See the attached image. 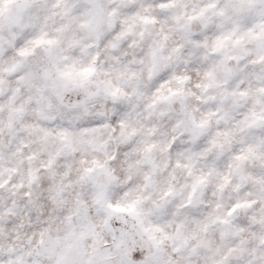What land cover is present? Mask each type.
Here are the masks:
<instances>
[{"label": "clouds", "instance_id": "1", "mask_svg": "<svg viewBox=\"0 0 264 264\" xmlns=\"http://www.w3.org/2000/svg\"><path fill=\"white\" fill-rule=\"evenodd\" d=\"M0 264H264V0H0Z\"/></svg>", "mask_w": 264, "mask_h": 264}]
</instances>
